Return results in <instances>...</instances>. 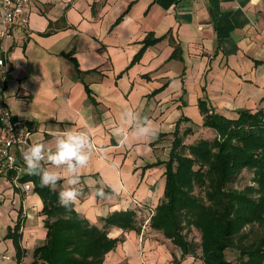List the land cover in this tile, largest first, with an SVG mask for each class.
<instances>
[{"label":"crops","instance_id":"crops-1","mask_svg":"<svg viewBox=\"0 0 264 264\" xmlns=\"http://www.w3.org/2000/svg\"><path fill=\"white\" fill-rule=\"evenodd\" d=\"M25 15L0 39V107L31 131L29 143L50 141L49 126L92 137L72 208L121 240L102 264H170V241L149 227L165 168L149 165L168 159L181 118V133L200 135L212 131L202 114L264 112V0H31ZM145 117L156 130L147 141L137 137ZM17 167L0 178V264H28L46 236L38 176L26 173L22 156ZM119 212L133 213V230L106 226ZM18 219L19 262L6 238Z\"/></svg>","mask_w":264,"mask_h":264},{"label":"trees","instance_id":"trees-1","mask_svg":"<svg viewBox=\"0 0 264 264\" xmlns=\"http://www.w3.org/2000/svg\"><path fill=\"white\" fill-rule=\"evenodd\" d=\"M202 116V126L215 133L212 140L200 138L185 145L181 136L193 131L188 128L180 134V123L188 121L181 118L168 159L149 165L165 168L163 196L149 218V227L180 249V259L192 256L187 264H232L227 250L237 253L236 264H264V112L240 110L236 119L214 113ZM243 170L251 171L252 184L229 188ZM34 183L43 203L46 236L28 264H102L121 240L108 237L106 229L91 225L73 208L61 207L59 192L42 187L39 177ZM133 222L132 212L115 213L105 220L107 227L131 230ZM255 227L262 232L249 241ZM19 228L18 219L6 233L18 262L24 253ZM187 228L200 234L199 257L194 256L196 244L185 236ZM246 228L251 230L246 233ZM173 263L179 264L175 258Z\"/></svg>","mask_w":264,"mask_h":264},{"label":"clouds","instance_id":"clouds-1","mask_svg":"<svg viewBox=\"0 0 264 264\" xmlns=\"http://www.w3.org/2000/svg\"><path fill=\"white\" fill-rule=\"evenodd\" d=\"M155 134L154 126L145 117L137 129L138 139L147 141ZM47 135L51 138L50 141L35 140L25 147L22 152L24 170L28 175L38 176L42 187L55 189L63 180L58 203L71 210L82 195L79 184L93 156V139L85 130L60 129L54 126H49ZM113 135L118 141L123 139L119 128L114 130ZM61 172L64 173L63 177ZM113 193L115 194L114 189ZM95 195L103 199L106 193L97 187Z\"/></svg>","mask_w":264,"mask_h":264},{"label":"built area","instance_id":"built-area-1","mask_svg":"<svg viewBox=\"0 0 264 264\" xmlns=\"http://www.w3.org/2000/svg\"><path fill=\"white\" fill-rule=\"evenodd\" d=\"M31 0H0V39L7 40L13 36L14 27L27 23L25 12L30 7ZM5 66L4 60L0 59V68ZM0 80V90L3 89L6 76ZM0 124L2 125V134L0 135V178L6 172L18 171L17 161L25 147L30 144L29 138L31 131L23 127V123L13 121L10 111L2 102L0 107ZM15 187H18V178L15 173L13 180ZM29 186L24 189L29 190ZM4 258H8L5 257Z\"/></svg>","mask_w":264,"mask_h":264},{"label":"rangeland","instance_id":"rangeland-1","mask_svg":"<svg viewBox=\"0 0 264 264\" xmlns=\"http://www.w3.org/2000/svg\"><path fill=\"white\" fill-rule=\"evenodd\" d=\"M180 134H181V132H180ZM181 137L183 139V143L185 145H188V144L193 143V141H196L200 138L212 140L215 137V133L213 131L203 130L200 135H195L193 133H190L187 136H184V137L181 136ZM251 180H252L251 171L243 170L240 174H238L234 177V179L230 182V184L228 186H229V188L242 189L244 186L251 185L252 184ZM195 194L200 195L198 190L195 191ZM250 230L251 229L246 228L245 232L248 233ZM252 231L254 233H252L250 235L249 241H252L255 238V236L260 235L262 232V229L255 227L254 229H252ZM184 233H185L186 238L189 241L196 244L195 246H197V248L195 250L194 256L199 257L201 252H200V248H199L200 234H199L198 230H196L195 228H187V229H185ZM170 244H171L170 248H172L170 250L171 251L170 253L172 255V257L170 258L171 260L169 262L170 264H174L173 258H175L176 261L179 262V264H187V262H189V260L193 258L192 256L191 257L189 256V259H186V258L180 259V255H181L180 249L178 247L174 246L171 242H170ZM226 257H227V260L232 262V264H236L235 258L237 257V253L234 250H227L226 251Z\"/></svg>","mask_w":264,"mask_h":264}]
</instances>
